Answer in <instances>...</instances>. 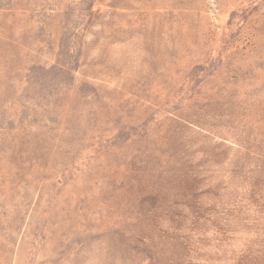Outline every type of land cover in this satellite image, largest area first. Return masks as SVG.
<instances>
[{
    "label": "rangeland",
    "instance_id": "obj_1",
    "mask_svg": "<svg viewBox=\"0 0 264 264\" xmlns=\"http://www.w3.org/2000/svg\"><path fill=\"white\" fill-rule=\"evenodd\" d=\"M0 264H264V0H0Z\"/></svg>",
    "mask_w": 264,
    "mask_h": 264
}]
</instances>
